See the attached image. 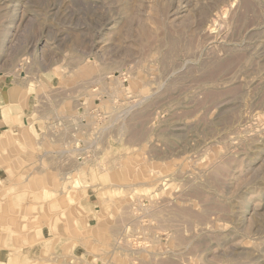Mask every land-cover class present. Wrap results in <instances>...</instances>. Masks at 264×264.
<instances>
[{
	"label": "rangeland",
	"instance_id": "1",
	"mask_svg": "<svg viewBox=\"0 0 264 264\" xmlns=\"http://www.w3.org/2000/svg\"><path fill=\"white\" fill-rule=\"evenodd\" d=\"M0 76L2 260L264 264V0H0Z\"/></svg>",
	"mask_w": 264,
	"mask_h": 264
},
{
	"label": "crops",
	"instance_id": "2",
	"mask_svg": "<svg viewBox=\"0 0 264 264\" xmlns=\"http://www.w3.org/2000/svg\"><path fill=\"white\" fill-rule=\"evenodd\" d=\"M26 104L27 101L25 95H23L22 87L12 83L6 77L0 76V135L6 130L17 132L22 123H28L25 117ZM2 143L0 139V145H2ZM6 145L3 146L5 147ZM22 156H20L19 159H22ZM4 177H8L7 171L5 169H0V191L6 188L2 180ZM90 206L92 207L93 205L90 203ZM2 258H4L3 254L0 255V261H2L0 264H10L7 261L9 259L5 258L4 261Z\"/></svg>",
	"mask_w": 264,
	"mask_h": 264
},
{
	"label": "bare ground",
	"instance_id": "3",
	"mask_svg": "<svg viewBox=\"0 0 264 264\" xmlns=\"http://www.w3.org/2000/svg\"><path fill=\"white\" fill-rule=\"evenodd\" d=\"M6 133H7V132H3L2 135H3V136H4V135L6 136V135L8 134V133H7V134H6ZM9 135H10V134H9ZM0 138H2V137H0ZM6 140H7V138H6Z\"/></svg>",
	"mask_w": 264,
	"mask_h": 264
}]
</instances>
